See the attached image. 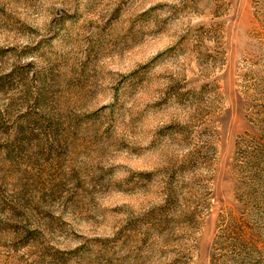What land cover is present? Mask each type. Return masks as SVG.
<instances>
[{
  "label": "rangeland",
  "instance_id": "1",
  "mask_svg": "<svg viewBox=\"0 0 264 264\" xmlns=\"http://www.w3.org/2000/svg\"><path fill=\"white\" fill-rule=\"evenodd\" d=\"M0 264H264V0H0Z\"/></svg>",
  "mask_w": 264,
  "mask_h": 264
}]
</instances>
